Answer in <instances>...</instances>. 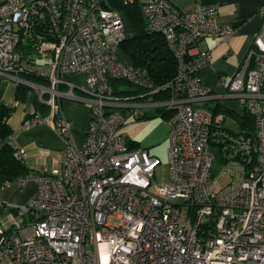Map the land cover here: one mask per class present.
I'll use <instances>...</instances> for the list:
<instances>
[{
    "label": "built area",
    "instance_id": "1",
    "mask_svg": "<svg viewBox=\"0 0 264 264\" xmlns=\"http://www.w3.org/2000/svg\"><path fill=\"white\" fill-rule=\"evenodd\" d=\"M217 14L216 2L195 0L186 10L170 0L143 3L147 28L163 36L177 64L172 79L155 84L119 58L128 31L111 0H0V75L36 86L40 97L49 93L48 113L33 111L23 125L48 121L67 142L55 172L17 178L21 185L32 177L36 191L0 218V264H264V6L226 86L252 114L256 139L228 140L213 176L209 144L222 116L200 105L210 91L196 71L210 52L195 43L233 33ZM26 41L31 52L24 55ZM23 71L45 75L48 86L21 79ZM72 73L85 77L83 86L64 79ZM112 80L140 91L117 95ZM58 97L89 103L81 148L71 143ZM151 105L168 125L167 179L160 184V159L132 146L123 131L128 117ZM15 156L23 161V149Z\"/></svg>",
    "mask_w": 264,
    "mask_h": 264
},
{
    "label": "crops",
    "instance_id": "2",
    "mask_svg": "<svg viewBox=\"0 0 264 264\" xmlns=\"http://www.w3.org/2000/svg\"><path fill=\"white\" fill-rule=\"evenodd\" d=\"M145 1H134L139 3L142 14L143 3ZM170 1L176 7L183 10L191 9L195 3V0ZM214 1L218 4V22L233 25L234 31L226 38L205 36L195 43V48L200 50L207 49L210 52L209 60L196 71L200 84L208 88L211 93V96L202 101L200 105L210 108L213 112L218 109V112L215 113L222 116L219 125L237 132L238 126L234 117L229 113H224L223 110L227 109L235 113H242L244 106L236 96L227 92L226 86L231 75L245 58L251 46L253 36L261 24L262 20L258 14V10L264 6V0ZM64 79L80 87L85 82V77L77 73L66 74ZM17 83L12 76L0 75V103H12L14 106L8 118V125L14 131L11 145L16 149H23L25 154L23 164L30 173H41L43 170L53 173L57 170L59 155L65 149L67 142L54 130L48 121L43 120L27 127H22L25 116L36 110V93L26 91L24 96L19 99L17 97ZM66 88L64 84L59 85L60 90L64 91ZM73 93L78 97H86V93L81 88L73 89ZM37 98L44 102L46 99H42L39 94ZM58 102L60 114L69 123L71 143L76 148H81L90 114L89 103L84 99L74 100L69 97H58ZM44 111L47 112V109L43 108L41 112L43 113ZM135 113L128 117L123 126V131L136 145L145 147L151 154L156 155L152 149L155 143L164 137V131L150 128L145 134L141 133L140 128L142 125L150 126L156 121V119H153L155 113L151 109H143L141 115ZM227 116L231 117L236 124L235 129L225 124L224 120ZM228 136L230 138L229 141L237 138L236 135L229 132ZM211 143L209 144V149L211 148ZM17 178L19 177H14L8 181L11 183V186L5 182L0 184V186L4 187H0V200L2 201L0 215L4 212L3 206L7 200L19 204L31 198L36 191V181L32 177L27 178L23 184H18V186ZM15 182L16 185L14 184ZM5 185H9V187Z\"/></svg>",
    "mask_w": 264,
    "mask_h": 264
},
{
    "label": "trees",
    "instance_id": "3",
    "mask_svg": "<svg viewBox=\"0 0 264 264\" xmlns=\"http://www.w3.org/2000/svg\"><path fill=\"white\" fill-rule=\"evenodd\" d=\"M202 1L215 2L214 0ZM111 3L116 8L124 11L130 21V28L127 30V36L119 46L130 56L132 61L131 65L144 71L155 84H162L172 79L177 68L176 59L163 36L159 32L147 28L139 3L133 2L124 4L121 0H111ZM28 41L20 46L24 55L31 52L30 42ZM18 76L34 84L44 86L49 84L48 78L36 71H23L20 72ZM112 85L114 93L117 95L130 96L140 91L139 88L133 86L131 83L122 80H112ZM25 88V85L17 83V97L19 99L24 96L26 92ZM43 95L45 98L48 96L46 93ZM13 107L12 103H0V184L5 181H10L14 177H27L31 174L23 164V161L16 158V148L9 142V138L14 134V131L8 125V118L13 111ZM35 107L36 110L34 111L39 112L43 116L48 113L49 105L37 97L35 99ZM43 108H46L47 112H45V110L42 113L41 111ZM215 112H218V109H216ZM215 112L213 113L216 114ZM223 112L229 113L234 117L238 130L237 132L228 130L219 125V122L217 127L212 128L210 143H217L221 151H223L230 139L228 132L231 134L233 133L237 138H249L251 143L255 142L256 133L253 116L247 108L244 107L242 113H235L227 109H224ZM161 114L164 115L162 112ZM130 141L132 146H138L131 138ZM14 208L15 206H12L10 210Z\"/></svg>",
    "mask_w": 264,
    "mask_h": 264
},
{
    "label": "rangeland",
    "instance_id": "4",
    "mask_svg": "<svg viewBox=\"0 0 264 264\" xmlns=\"http://www.w3.org/2000/svg\"><path fill=\"white\" fill-rule=\"evenodd\" d=\"M122 21L123 24L125 26V29L128 30L130 27V21L126 15V13L124 11H122ZM118 55L119 58L123 61V63L127 64V65H131L132 61L130 56L124 52L122 50V48L119 46L118 47ZM38 56L42 57V54L39 53ZM21 84L25 85V91H32L34 93H36V97L39 94L40 96V92L36 89V86H32V85H28L27 83L21 82ZM45 84V83H43ZM47 85V84H46ZM48 86V85H47ZM49 96L48 92H44ZM47 96V97H48ZM44 95H41V98H43ZM46 97V98H47ZM45 98V97H44ZM239 100V99H238ZM240 102V100H239ZM241 103V102H240ZM143 109H151L155 114L153 116V119H156V121H154L150 126L148 125H142L141 126V133L145 134V132L149 131V129H155L157 128L158 131H164V137L162 139H159L158 142L155 143L154 147H153V151L155 152L156 156L160 159V163L157 165V167L155 168V181L157 184L163 183L164 181H166L167 179V162H168V155H167V147L169 144V140H168V127H167V123L165 120V116L161 114V112L158 110V108H156L155 106L151 105V106H146V107H141L138 110H136L135 114H139L143 112ZM45 116V115H44ZM225 124L228 126H231L232 128H236V124L234 123V121L232 120L231 117L227 116L225 118ZM159 125V126H158ZM22 127H24L23 122H22ZM159 133V132H158ZM210 152L212 154L213 157V165H212V170H211V174L213 176H216L218 174V172L220 171L222 164H223V151H221L220 146L217 143H211V148H210ZM10 186L11 183L9 182ZM16 185V182L14 183ZM6 187H9V185H5ZM13 186V185H12ZM18 186V183H17ZM1 188H4L2 186H0ZM30 199V198H29ZM28 199V200H29ZM174 200V199H173ZM177 201H181V200H177ZM27 201H23L20 202L19 204H17L16 202H10V201H6L4 206H3V213L0 215V218L5 216L6 211L8 210V208L13 205V206H24L25 203ZM9 212V211H7ZM113 220V219H111ZM64 264H80L79 262V258H74L69 262H65Z\"/></svg>",
    "mask_w": 264,
    "mask_h": 264
},
{
    "label": "bare ground",
    "instance_id": "5",
    "mask_svg": "<svg viewBox=\"0 0 264 264\" xmlns=\"http://www.w3.org/2000/svg\"><path fill=\"white\" fill-rule=\"evenodd\" d=\"M62 84H64V85L67 87V85H66L65 83H62ZM66 89H67V88H66ZM74 89H75V88H74ZM210 96H211V93H210ZM210 96H209V97H210ZM230 141H232V140H230Z\"/></svg>",
    "mask_w": 264,
    "mask_h": 264
}]
</instances>
